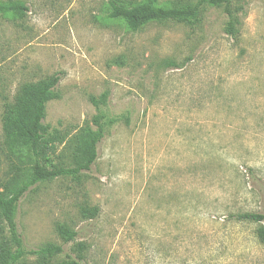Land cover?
<instances>
[{
    "label": "rangeland",
    "instance_id": "obj_1",
    "mask_svg": "<svg viewBox=\"0 0 264 264\" xmlns=\"http://www.w3.org/2000/svg\"><path fill=\"white\" fill-rule=\"evenodd\" d=\"M112 1L197 2L0 0L24 9L0 13V189L30 173L27 145L7 146L2 131L3 105L20 86L59 78L42 121L59 139L53 165L73 167L79 136L104 131L89 171L21 197L25 251L54 244L56 261L77 264H264L260 225L240 219L264 215V0L231 4L234 37L221 6L203 5L195 25L132 31L109 18ZM82 206L98 217L83 219ZM57 224L75 239L64 244Z\"/></svg>",
    "mask_w": 264,
    "mask_h": 264
},
{
    "label": "trees",
    "instance_id": "obj_2",
    "mask_svg": "<svg viewBox=\"0 0 264 264\" xmlns=\"http://www.w3.org/2000/svg\"><path fill=\"white\" fill-rule=\"evenodd\" d=\"M239 0H197L196 3L177 4L170 8L151 6L122 7L117 2H110L109 18L123 22L130 30L137 31L148 23L173 22L178 25H195L200 21L203 5L223 7L229 17L226 33L235 36V17L231 11V4ZM23 7L17 3L1 4L0 13L12 12L19 14ZM59 82L58 77H49L34 84H24L19 87L11 102L3 105L2 131L5 144L15 146L22 141L30 153V173L25 183L11 191L0 189V222L6 230V236L0 235V264H25L26 256H34V264H77L75 260L56 261L62 254L61 246L47 244L36 251H25L20 235L17 232L15 213L21 197L30 188L59 177H76L81 172H87L97 159V146L103 137V128L95 133L87 130L79 136L76 143V159L73 167L60 164L53 165L49 156L54 153L55 143L59 141L56 134L48 133L42 125L45 115V105L50 99ZM113 120V119H112ZM113 122V121H111ZM99 126L98 120L95 121ZM79 214L83 219H95L99 215L96 207L82 206ZM241 220L260 225L257 229V239L264 245V215L243 214ZM55 232L67 244L75 239L77 233L65 224H57ZM77 252H80L78 248ZM81 260V256L75 257Z\"/></svg>",
    "mask_w": 264,
    "mask_h": 264
}]
</instances>
